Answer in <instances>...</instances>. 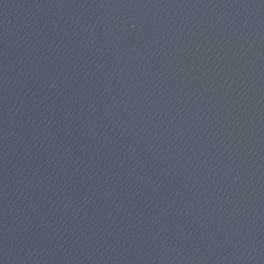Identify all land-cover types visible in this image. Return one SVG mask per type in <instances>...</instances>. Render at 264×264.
<instances>
[{"label":"water","instance_id":"95a60500","mask_svg":"<svg viewBox=\"0 0 264 264\" xmlns=\"http://www.w3.org/2000/svg\"><path fill=\"white\" fill-rule=\"evenodd\" d=\"M0 264H264V0H0Z\"/></svg>","mask_w":264,"mask_h":264}]
</instances>
